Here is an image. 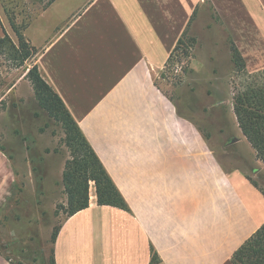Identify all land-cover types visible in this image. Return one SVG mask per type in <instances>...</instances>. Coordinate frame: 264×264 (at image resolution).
Masks as SVG:
<instances>
[{"label": "crops", "instance_id": "obj_1", "mask_svg": "<svg viewBox=\"0 0 264 264\" xmlns=\"http://www.w3.org/2000/svg\"><path fill=\"white\" fill-rule=\"evenodd\" d=\"M205 1L246 72L263 71L264 0H53L25 24L13 18L129 208L98 205L92 186L89 207L59 230L56 264H232L264 225V193L224 167L154 78ZM6 34L17 44L0 8ZM11 164L0 149V209L16 181ZM0 264L13 263L0 253Z\"/></svg>", "mask_w": 264, "mask_h": 264}, {"label": "rangeland", "instance_id": "obj_2", "mask_svg": "<svg viewBox=\"0 0 264 264\" xmlns=\"http://www.w3.org/2000/svg\"><path fill=\"white\" fill-rule=\"evenodd\" d=\"M50 1L0 0V8L10 23L20 15L19 24H25ZM188 33L196 39L191 56L176 55L154 75L156 83L212 141L224 167L241 169L264 193V163L239 142L233 110V96L246 75L208 1L197 8ZM16 64L8 52L0 55V145L16 174L0 209V253L13 264H43V256L50 264L54 235L69 217L62 178L70 153L62 127L35 100L26 77L32 59ZM16 81L21 82L18 91L8 92Z\"/></svg>", "mask_w": 264, "mask_h": 264}, {"label": "trees", "instance_id": "obj_3", "mask_svg": "<svg viewBox=\"0 0 264 264\" xmlns=\"http://www.w3.org/2000/svg\"><path fill=\"white\" fill-rule=\"evenodd\" d=\"M191 21L172 51L166 66L179 53L185 58L191 56V50L196 45V39L188 33ZM11 25L17 35L18 44L16 45L6 34L0 39V55L8 52L13 61L17 63V67L23 66L37 55L38 50L24 36V26H18L13 21ZM232 47L234 61L236 64H241L246 75L245 82L236 89L233 96L234 114L243 135L255 150L257 159L264 163V70L254 74L247 73L241 54L234 45ZM26 77L32 84L38 106L50 119L60 124L65 134L64 141L70 158L65 163L62 184L68 197L69 217L89 207L92 185L95 188L98 205L128 210L124 197L87 141L78 123L62 98L44 79L38 66L33 65ZM0 149L4 150L1 145ZM59 230L54 235L53 243L56 242ZM156 259L158 257L154 255L153 260ZM42 262L45 264V256ZM231 262L232 264H264V225L234 253ZM50 264H56L54 249H51Z\"/></svg>", "mask_w": 264, "mask_h": 264}]
</instances>
